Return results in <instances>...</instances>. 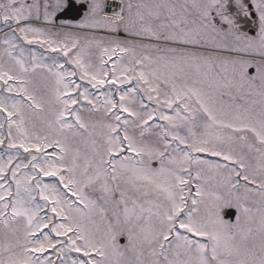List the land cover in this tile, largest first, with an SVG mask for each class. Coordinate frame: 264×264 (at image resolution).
Here are the masks:
<instances>
[{"label":"snow or ice","instance_id":"6c2138e0","mask_svg":"<svg viewBox=\"0 0 264 264\" xmlns=\"http://www.w3.org/2000/svg\"><path fill=\"white\" fill-rule=\"evenodd\" d=\"M0 264H264V0H0Z\"/></svg>","mask_w":264,"mask_h":264},{"label":"water","instance_id":"95a60500","mask_svg":"<svg viewBox=\"0 0 264 264\" xmlns=\"http://www.w3.org/2000/svg\"><path fill=\"white\" fill-rule=\"evenodd\" d=\"M112 2H113V0H109V3H112ZM64 15L69 20L77 21L80 18H82V11H78L77 9L74 8Z\"/></svg>","mask_w":264,"mask_h":264}]
</instances>
